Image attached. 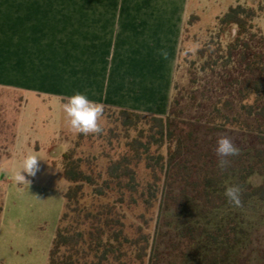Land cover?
<instances>
[{
    "label": "trees",
    "instance_id": "obj_1",
    "mask_svg": "<svg viewBox=\"0 0 264 264\" xmlns=\"http://www.w3.org/2000/svg\"><path fill=\"white\" fill-rule=\"evenodd\" d=\"M255 15L238 5L218 18L221 33L237 29L230 57ZM209 48L199 50L201 58H212ZM257 62L246 61L249 76L236 79L229 95L203 90L200 117L184 119L179 99L164 117L104 107L118 114L126 143L117 154L116 128L101 126V133H80L63 155L70 185L48 264H251V234L246 241L238 219L254 202L264 207V64ZM224 137L240 153L221 171L216 147ZM93 139L99 151L86 155L85 142ZM231 185L242 189L241 207L224 195ZM221 211L228 214L212 231L193 224Z\"/></svg>",
    "mask_w": 264,
    "mask_h": 264
},
{
    "label": "rangeland",
    "instance_id": "obj_2",
    "mask_svg": "<svg viewBox=\"0 0 264 264\" xmlns=\"http://www.w3.org/2000/svg\"><path fill=\"white\" fill-rule=\"evenodd\" d=\"M238 5L253 9L256 15L248 26L243 46L230 57L227 48L237 29L231 27L221 33L218 18ZM189 13L172 98V102L177 99L181 102L176 107L177 111L183 109L184 119L202 114L203 90L212 97L229 95L233 85H237L236 79L242 81L249 76L246 61L264 64V0H190ZM206 47H210L212 58L200 57L199 50ZM0 79L5 83L0 85V264H48L70 185L64 177L62 159L74 147L80 133L66 124L63 105L67 98L6 85L14 80ZM118 118V114L104 110L99 123L106 129L116 128L119 139L127 133L116 125ZM117 141L115 147L121 144L118 154L126 142ZM98 146L95 139L87 140L82 152L90 155L99 151ZM28 155L41 159V171L35 178L22 173L31 183L20 184L14 177L22 170ZM251 181L258 185L261 177L255 176ZM226 214V211L209 216L198 214L193 224L212 231ZM238 222L245 228L246 241L251 234V264H264L263 205L251 204L242 211ZM154 227L152 222L149 232H154ZM163 239L166 234L159 241L165 242Z\"/></svg>",
    "mask_w": 264,
    "mask_h": 264
},
{
    "label": "crops",
    "instance_id": "obj_3",
    "mask_svg": "<svg viewBox=\"0 0 264 264\" xmlns=\"http://www.w3.org/2000/svg\"><path fill=\"white\" fill-rule=\"evenodd\" d=\"M189 3L0 0V78L35 93L66 99L80 92L104 107L164 117Z\"/></svg>",
    "mask_w": 264,
    "mask_h": 264
},
{
    "label": "clouds",
    "instance_id": "obj_4",
    "mask_svg": "<svg viewBox=\"0 0 264 264\" xmlns=\"http://www.w3.org/2000/svg\"><path fill=\"white\" fill-rule=\"evenodd\" d=\"M160 55L163 59H168L167 51H161ZM63 111L66 116V124L70 130L76 133H101L100 119L103 115L104 106L98 103L83 93L77 92L67 97V102L63 105ZM216 153L221 159L218 162V167L224 171L230 164L228 157L238 156L240 149L227 137L217 141ZM39 161L41 159L37 155H28L22 163V170L16 173L15 180L20 183L31 182L22 173H26L27 177L35 178L41 171ZM224 195L229 204L234 207H241L242 189L239 185L227 186Z\"/></svg>",
    "mask_w": 264,
    "mask_h": 264
}]
</instances>
